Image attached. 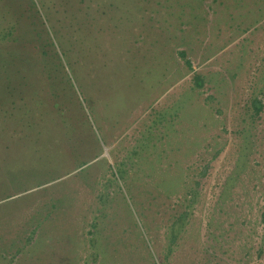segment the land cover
<instances>
[{
	"label": "rangeland",
	"instance_id": "rangeland-1",
	"mask_svg": "<svg viewBox=\"0 0 264 264\" xmlns=\"http://www.w3.org/2000/svg\"><path fill=\"white\" fill-rule=\"evenodd\" d=\"M0 264H264V0H0Z\"/></svg>",
	"mask_w": 264,
	"mask_h": 264
},
{
	"label": "trees",
	"instance_id": "trees-1",
	"mask_svg": "<svg viewBox=\"0 0 264 264\" xmlns=\"http://www.w3.org/2000/svg\"><path fill=\"white\" fill-rule=\"evenodd\" d=\"M180 54H182V56H186L185 51H181ZM187 61H188V60H187ZM188 63L191 65V62H190V61H188ZM201 79H202V77H201L200 74H197V75L195 76V81H196L197 83H200ZM262 107H263L262 105L257 106V104L255 103V109H256V112H260V111L262 110Z\"/></svg>",
	"mask_w": 264,
	"mask_h": 264
}]
</instances>
